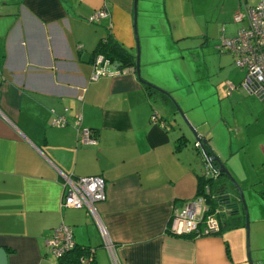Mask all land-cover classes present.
<instances>
[{"label": "crops", "instance_id": "0c3cea01", "mask_svg": "<svg viewBox=\"0 0 264 264\" xmlns=\"http://www.w3.org/2000/svg\"><path fill=\"white\" fill-rule=\"evenodd\" d=\"M175 1L137 0L134 8V0H0V247L8 264H59L47 242L60 225L71 230L76 247L93 250L95 264H247L241 206L225 175L212 192L236 207L233 217L224 209L219 232H170L174 211L197 196V165L204 164L196 141L190 146L184 130L171 124L167 97L149 92L140 80L161 85V20L169 21L168 5ZM259 1L212 0L216 16H223L214 28L221 23L225 33L232 19L235 35L246 23L234 21V14ZM177 2L187 5L183 14L190 8L195 15L192 0ZM101 8L109 14L91 23ZM134 20L141 41L157 42L153 51L143 46L140 78ZM107 36L134 57V72L116 73L119 64L111 61L107 74L94 81V54ZM221 54H229L246 76L233 55ZM220 69L226 76L231 72L226 65ZM242 78L210 85L219 118L214 133L213 127L198 136L240 186L252 261L264 264V100ZM154 112L164 126L152 121ZM60 117L63 126L54 124ZM76 117L93 131L96 144L77 142ZM62 175L101 177L106 200L92 209L62 208ZM233 218L237 226L230 228Z\"/></svg>", "mask_w": 264, "mask_h": 264}, {"label": "rangeland", "instance_id": "374dc122", "mask_svg": "<svg viewBox=\"0 0 264 264\" xmlns=\"http://www.w3.org/2000/svg\"><path fill=\"white\" fill-rule=\"evenodd\" d=\"M209 1L192 0V4L195 7V15L190 14V8L183 14L184 8L187 5L177 2V0L172 5H168L170 19L169 21L166 18L161 20L163 25L161 31H164V35L161 36L159 34V83L161 85L153 86L167 93L170 122L172 125L175 124V129L180 127V129L184 130L190 146L195 141L194 133L199 135L200 132L210 131L219 118L218 113L211 107L212 93L217 87L218 82L226 80L228 76L230 80H233V78L241 79L242 77L244 79L245 77L243 71L234 68L233 58L229 54L219 53L217 49V42H221V36L225 38V33L228 35L226 38H231L230 35L232 34L234 36L238 24L234 23L231 19L228 27L225 28V33L223 32L224 25L221 23L216 30L214 26L216 22L223 20V16L222 14L216 16L219 12L212 10L214 4H212V0ZM208 6L209 13L207 15L206 8ZM137 34L140 48L139 66L141 67V61L143 62L145 57L144 53H142L143 46L147 45L146 49L153 51V47L157 42H154L150 38L146 40L142 38L141 41L138 32ZM204 35H207V46L202 49L199 45L203 43ZM224 65L231 71L227 76L220 74V72H224L220 69V66ZM210 85L216 86L213 89ZM160 94L158 95L161 96ZM215 127L212 130L213 133ZM200 165H197V169L200 167L201 172L203 166L202 163ZM232 188L235 190L234 187ZM243 198L245 206L248 207L244 194ZM237 201L239 206H241L240 217L242 218V224L245 226L246 215L244 205L239 201V196ZM214 206L221 207L218 200L214 202ZM248 221L249 243L251 244L249 212ZM244 233L246 243L245 227ZM250 254L252 258L251 247Z\"/></svg>", "mask_w": 264, "mask_h": 264}, {"label": "built area", "instance_id": "2783aa9c", "mask_svg": "<svg viewBox=\"0 0 264 264\" xmlns=\"http://www.w3.org/2000/svg\"><path fill=\"white\" fill-rule=\"evenodd\" d=\"M106 8L96 10L90 17L91 23L98 22L108 15ZM234 21L245 22L246 24L239 28L232 38H222L218 51L227 52L234 56L235 65L245 69L246 76L243 85L251 93L259 96L264 100V0H260L256 5H244L234 14ZM110 62L103 55L97 54L94 59V73L92 80H97L105 76V66ZM116 73L128 74L133 73L132 68H117ZM115 74V73H114ZM229 89L233 90L234 86L229 84ZM160 114L154 112L152 115L153 122L161 121ZM81 118L76 117L75 125L77 128V142L80 145H94L96 139L93 131L81 127ZM65 118H58L54 124L63 126ZM195 147H200L195 143ZM205 168L204 176L216 180L220 172L207 162L204 157ZM63 177V200L62 208H87L92 209L97 203L106 200L105 184L101 177H87L73 179L71 176L62 175ZM210 188L205 186L193 200L184 203L180 209H176L172 216L170 232L175 237L185 236H207L218 233L220 230V219L222 211L213 209L208 200ZM47 246L50 253L56 258L64 256L73 250L75 245L71 230L60 225L53 230L51 237L48 239ZM106 248L113 249V245L106 243ZM82 263H89L88 259L83 258ZM114 264H118L114 262Z\"/></svg>", "mask_w": 264, "mask_h": 264}, {"label": "trees", "instance_id": "16d2710c", "mask_svg": "<svg viewBox=\"0 0 264 264\" xmlns=\"http://www.w3.org/2000/svg\"><path fill=\"white\" fill-rule=\"evenodd\" d=\"M109 38H110V36H107V38H104L101 40L99 47H98L97 51L95 52L94 56H96L97 54L103 55L106 59L109 60V62L114 61V62L118 63L120 68L134 67V65H135L134 64V57L128 51H126L124 48H122L120 45H118L116 43L114 44L111 41V39H109ZM222 38H223V36H222ZM231 38H232V36H231ZM225 53H227V52H225ZM145 86L149 92L157 93L149 85L145 84ZM160 118L162 119V117H160ZM179 141H183V136L179 138ZM203 142H205V141L203 140ZM195 148H196L199 156L202 158L203 164H204L203 169L201 171V175L199 176V179H198L197 195L199 193H201V190H203L205 186H208L210 188V196L212 197V199L208 200L209 204L212 206L213 209L220 210L223 213L224 209H226L225 206L221 204V200L223 199L224 196L222 197V194L217 195V194L213 193L214 190H216V189H214V188L212 189V187H213V184L216 181H218L221 176H224V175L220 173V176L216 180L206 178L204 176V168H205L204 156L202 154L200 147H198V148L195 147ZM205 150L208 153V155L211 154V150L208 147L206 142H205ZM213 167H215L217 169L216 163H213ZM218 187H220V186H218ZM216 200L219 201L221 207H215L214 206V202ZM231 212L234 213L233 210H231L230 213ZM233 213H231V217H233ZM220 217H221V215L219 216V219H220ZM229 224H230V228L236 227L237 226L236 219L233 218L229 222ZM83 258L88 259L89 263H87V264H95L93 250H91L89 248H82V247H76V246L74 247L73 250L69 251L64 256L58 258L57 260H59V264H84L81 262V260Z\"/></svg>", "mask_w": 264, "mask_h": 264}, {"label": "water", "instance_id": "95a60500", "mask_svg": "<svg viewBox=\"0 0 264 264\" xmlns=\"http://www.w3.org/2000/svg\"><path fill=\"white\" fill-rule=\"evenodd\" d=\"M135 4H134V8H136V2L137 0H134ZM134 33H135V42H136V65H135V72L137 74V76L139 77V40H138V36H137V32H136V22L134 20ZM118 63H116L117 65ZM140 78V77H139ZM142 83L149 85L153 90L162 93L163 95L166 96L167 93L163 92L162 90H159L158 88H156L155 86H152L151 84H148L142 80H140ZM168 96V95H167ZM180 114L182 115V113L180 112ZM195 135V141L196 143L200 144V148L202 151L203 156L206 158L207 162L210 163L213 166V163H216L218 165L217 170L225 175L229 182L232 184V186L235 188V190L238 193L239 196V201L244 205V209H245V215H246V224H245V228H246V254H247V262L248 264H254L251 258V254H250V243H249V221H248V212H247V207L245 206V201L243 198V193L241 191L240 186L238 185V183L235 181V179L232 177L231 173L225 168V166L220 162V160L215 157V156H210L208 155V153L205 150V142H203V140L198 136L197 133H194ZM221 204L225 206L226 209L229 208V210H235L236 204H232L230 202V199L228 196H224L223 199L221 200ZM0 264H8V257L7 254L5 252V250L3 248L0 247Z\"/></svg>", "mask_w": 264, "mask_h": 264}]
</instances>
